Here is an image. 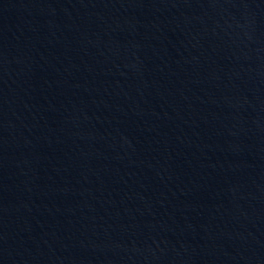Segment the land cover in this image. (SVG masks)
Returning <instances> with one entry per match:
<instances>
[{"label":"water","instance_id":"95a60500","mask_svg":"<svg viewBox=\"0 0 264 264\" xmlns=\"http://www.w3.org/2000/svg\"><path fill=\"white\" fill-rule=\"evenodd\" d=\"M0 264H264V0H0Z\"/></svg>","mask_w":264,"mask_h":264}]
</instances>
